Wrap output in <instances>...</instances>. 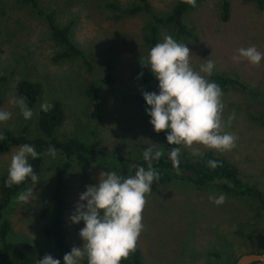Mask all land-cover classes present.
<instances>
[{"label":"rangeland","instance_id":"374dc122","mask_svg":"<svg viewBox=\"0 0 264 264\" xmlns=\"http://www.w3.org/2000/svg\"><path fill=\"white\" fill-rule=\"evenodd\" d=\"M139 1L38 0L41 10L53 14L59 26H71L70 38L86 53L91 63L88 68L79 59L53 63L51 56L57 48L50 40L45 18L36 16L30 8L15 0H1L0 81L2 77L5 81L0 82V110L9 111L12 116L0 123V129L19 134L27 128L28 137H37L40 135L37 119L41 105L57 101L65 116L56 130L57 139L76 138L108 156L143 158V151L153 147V151L161 150L164 157L156 133L133 103L120 94H133L139 88L140 67L147 62L151 50L144 41L149 17L145 13L126 17L110 5L122 10ZM146 1L154 13L165 14L179 0ZM228 1L230 18L227 22L221 20V0H204L197 9L190 11L184 20L197 39L177 42L190 48V65L195 71H199L209 58L215 62L212 75L235 78L248 87L247 90L229 88L223 92L224 130L237 137L236 147L230 152L194 148L225 159L243 182L256 186L264 195V124L260 122L264 120V59L259 66L232 61L241 47L254 45L264 53V8L258 9L250 0ZM165 36L173 38L171 31L161 29L159 43ZM107 56L114 67L111 85L101 82ZM212 75L206 78L212 81ZM21 80L39 83L42 89L30 120H25L20 109L10 103L13 98L18 99L16 86ZM89 84L97 90L96 103L85 95ZM151 92H159L156 78ZM233 113L234 118L228 126V118ZM18 148L0 153V178L8 174L11 156ZM181 156L199 157L190 149H182ZM63 162L60 152L56 151L54 157L46 152L39 182L30 183L20 192L34 188L31 201L28 204L19 202V193L6 211L5 217L10 224L8 240L33 247L27 264H37L46 254L64 264L42 233L46 219L41 215L50 199L55 174ZM102 171H114L119 175L116 168L100 162L85 165L72 162L66 176L64 228L70 249L82 246L79 232L84 227L83 222L72 224L70 216L80 194L86 186L98 184ZM220 194H225L227 199L217 206L209 197L218 198ZM146 199L144 228L136 245L144 264H234L242 254L264 252V210L250 198L223 192L219 183L197 189L175 182L160 186Z\"/></svg>","mask_w":264,"mask_h":264},{"label":"clouds","instance_id":"9594fccd","mask_svg":"<svg viewBox=\"0 0 264 264\" xmlns=\"http://www.w3.org/2000/svg\"><path fill=\"white\" fill-rule=\"evenodd\" d=\"M191 7H196V0H186ZM232 57L234 63L246 61L252 66H259L264 59L256 46L241 47ZM191 50L186 44L177 42L171 36H165L163 42L151 48L147 63L150 71L158 80V94L143 92L148 105L146 114L151 117L150 124L156 133L167 132L168 145H175L169 153L174 164L179 163L182 149L192 150L194 156H202L199 148L215 152H230L236 147L237 137L225 132L226 122L223 120V92L219 85L210 81L215 62L207 59L195 71L190 65ZM206 74L205 75H202ZM142 75V73H141ZM10 103L16 105L25 120L33 116L24 97L13 98ZM51 105H41L42 111H48ZM12 116L9 111L0 110V123L7 122ZM233 115L229 116L230 126ZM0 139H4L0 135ZM47 153L53 157L54 147ZM161 150L153 151L148 147L143 151V159L147 162V170L139 167L135 174L124 178L116 172L102 171L96 186L88 185L80 194L75 211L70 216L72 224L83 222L79 232L82 246H73L63 256L64 264H121L122 260L135 251L137 241L143 231V211L147 204V195L151 193L152 184L158 179V173L152 167L153 160H159ZM35 160L38 153L34 146L23 144L11 156L8 168L7 187L20 185L28 178L33 184L39 182L29 158ZM207 166L215 169L220 166L217 161H207ZM33 189L20 193L18 201L28 204L33 197ZM215 205H223L227 199L225 194L219 197L210 196ZM37 264H61L59 259L46 254Z\"/></svg>","mask_w":264,"mask_h":264},{"label":"trees","instance_id":"16d2710c","mask_svg":"<svg viewBox=\"0 0 264 264\" xmlns=\"http://www.w3.org/2000/svg\"><path fill=\"white\" fill-rule=\"evenodd\" d=\"M15 1L22 6L30 8L36 16L43 17L47 21L50 40L57 48L56 52L51 56L53 63L79 59L85 66L91 68V63L86 53L70 38L71 26H59L53 14H46L41 10L38 0ZM203 1L196 0V7L193 8L186 3V0H179L165 14L154 13L146 0H140L138 3L122 10L118 9L115 5L110 6L126 17H132L140 13L148 15L149 20L145 27L144 41L151 49L159 43L161 29L171 31L176 41L183 39L195 41L197 38L192 30L189 29L184 19L190 11L197 9ZM250 1L258 9L264 8V0ZM229 18L230 3L228 0H221V20L227 22ZM154 80L155 77L150 71V66L147 62H144L140 67V84L137 91L133 94L120 93L123 98L133 103L134 107L144 116L152 130L153 128L150 124L151 117L146 114L148 105L142 93H150ZM4 81L5 78L2 77L0 82ZM101 82L105 85H111L114 82L113 61L109 56L105 60V71ZM212 82L217 83L222 89V92L229 88L248 89L239 80L221 74L212 75ZM1 92L2 89L0 86V94ZM84 92L89 100L93 103L97 102V90L93 84H89ZM16 93L18 98H25L27 106L32 110L38 102V98L41 96L42 89L39 83L21 80L17 83ZM49 104L51 108L48 111L40 110L38 114L37 129L40 133L39 136L34 138L28 137L27 128H24L19 134H15L7 129H0V135L4 137V139H0V153H7L12 148L20 147L23 144L34 146L38 153V158L33 160L30 157L29 163L32 165L34 173L37 176L41 173L44 155L50 146L54 147L64 157V162L55 174L50 199L41 214L46 219L42 233L53 244L54 249L63 261V256L71 251L66 239L64 215L67 207L65 199V193L67 191L66 176L72 168V162L80 165H85L90 162H100L108 167L116 168L119 171V175L124 178L134 175L139 167H144L147 170V162L143 158L108 156L102 150L89 147L76 138H67L65 140L57 139L55 133L64 121V111L61 104L57 101L50 102ZM94 109L96 111L97 107L95 106ZM260 122L264 124L263 119H260ZM156 135L161 142L165 156L161 157L158 161H152V167L158 173V179L153 182L151 193L155 192L160 186L170 185L175 182L187 183L197 189H204L213 183H219V188L223 192L235 197L250 198L264 210V195L261 190L256 186L243 182L237 171L225 159L215 156L211 152H205L196 159H188L180 154L178 165L174 164L170 159L169 153L176 146L167 144V132L156 133ZM209 160L217 161L220 166L215 169L208 167L207 161ZM7 177L8 174H5L0 178V264H27L33 253V247L28 243H12L8 240L10 224L5 214L11 201L27 185L32 183V181L28 178L20 185L7 187L5 184ZM82 264H87V261H82ZM121 264H144L140 250L136 247L135 251L131 252L127 259L121 261Z\"/></svg>","mask_w":264,"mask_h":264},{"label":"water","instance_id":"95a60500","mask_svg":"<svg viewBox=\"0 0 264 264\" xmlns=\"http://www.w3.org/2000/svg\"><path fill=\"white\" fill-rule=\"evenodd\" d=\"M234 264H264V252L242 254Z\"/></svg>","mask_w":264,"mask_h":264}]
</instances>
